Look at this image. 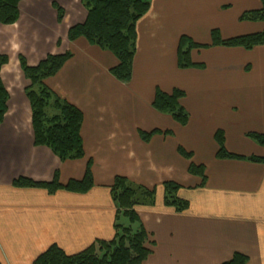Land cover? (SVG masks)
Returning a JSON list of instances; mask_svg holds the SVG:
<instances>
[{
    "label": "crops",
    "instance_id": "crops-1",
    "mask_svg": "<svg viewBox=\"0 0 264 264\" xmlns=\"http://www.w3.org/2000/svg\"><path fill=\"white\" fill-rule=\"evenodd\" d=\"M260 7L261 0H150L137 22L132 78L121 81L110 72L118 63L112 52L68 37L86 20L81 0H22L19 20L0 23V54L9 57L1 70L9 100L0 124V264H32L53 244L75 254L114 239L116 222L130 224L117 216L111 193L118 175L155 190L153 204L134 208L152 249L142 264H223L235 253L245 264H264V162L220 158L216 139L221 130L229 152L264 158V144L248 136L264 134V45H211L214 28L223 38L262 31L264 22L240 19ZM182 35L207 44L191 51L203 67H179ZM67 51L73 56L46 83L83 112L85 154L62 160L35 144L19 55L36 65ZM159 89L184 91L186 125L153 107ZM180 147L204 166L205 179L189 172ZM88 162L93 185L85 192L13 184L18 177L52 181L58 172L66 185L84 178ZM168 180L180 185L186 209L165 204Z\"/></svg>",
    "mask_w": 264,
    "mask_h": 264
},
{
    "label": "trees",
    "instance_id": "trees-1",
    "mask_svg": "<svg viewBox=\"0 0 264 264\" xmlns=\"http://www.w3.org/2000/svg\"><path fill=\"white\" fill-rule=\"evenodd\" d=\"M22 0H0V23L14 24L19 20V5ZM87 9V17L83 23L70 27L68 37L71 41L80 37L86 38L91 44L109 50L118 59V63L110 69L114 77L121 81H129L133 75V62L137 52V22L149 10L150 0H81ZM64 12L58 7V18ZM241 20L264 22V0L261 7L244 11ZM211 45L252 48L264 45V29L260 32L223 38L218 28L211 30ZM205 47L188 35L179 40L177 59L181 68L192 66L203 67L204 63L194 62L191 51ZM73 56L72 51L63 54H49L36 65H29L24 55L19 60L29 85L26 94L32 109V124L36 145L51 148L62 160L80 159L84 157V143L81 135L83 112L75 104L67 101L52 90L46 80L55 75ZM6 54H0V124L8 108L9 92L1 78L2 67L8 62ZM184 91L174 89L171 93L157 90L153 107L166 112L181 125H186L189 114L181 105L180 99ZM153 132H157L156 130ZM152 132L143 135H151ZM249 137L264 144V134L252 132ZM219 144L217 156L220 158L249 159L264 162V158L243 156L229 152L224 145V134L216 133ZM181 153L190 160L189 172L205 179V168L192 161V154L180 147ZM17 187H42L50 193L64 188L71 191L85 192L93 185L91 163L88 162L82 180H70L63 185L56 172L52 181H35L27 177L14 179ZM165 204L182 211L187 208L188 201L177 196L179 184L165 181ZM111 193L120 213L126 215L130 224L115 223L116 235L110 241L97 240L89 247L75 254H69L58 245L53 244L40 253L32 264H142L149 254V235L139 215L135 211L137 205H150L155 202V190L143 185L134 184L124 176H116L111 186ZM247 257L235 253L230 261L223 264H245Z\"/></svg>",
    "mask_w": 264,
    "mask_h": 264
},
{
    "label": "rangeland",
    "instance_id": "rangeland-1",
    "mask_svg": "<svg viewBox=\"0 0 264 264\" xmlns=\"http://www.w3.org/2000/svg\"><path fill=\"white\" fill-rule=\"evenodd\" d=\"M201 47H202V46H201ZM201 47H198V48H201ZM202 48H203V47H202ZM203 54H204V52H200V53L197 54V56H201V55H203ZM195 55H196V54H195ZM122 216H123V215H122ZM125 219H126V216H123V217L120 218V221L123 222V221H125ZM42 252H43V251H42Z\"/></svg>",
    "mask_w": 264,
    "mask_h": 264
}]
</instances>
